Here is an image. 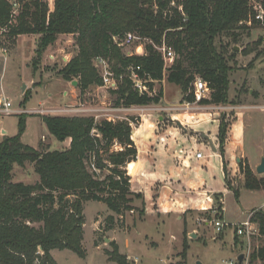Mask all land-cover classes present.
<instances>
[{
	"label": "trees",
	"instance_id": "obj_1",
	"mask_svg": "<svg viewBox=\"0 0 264 264\" xmlns=\"http://www.w3.org/2000/svg\"><path fill=\"white\" fill-rule=\"evenodd\" d=\"M17 1L20 7L14 15L12 0H0V30L12 43L20 36H39L34 70L59 36L73 35L77 54L59 74L68 82L77 79L81 93L102 85L94 65L98 57L110 59L117 75L133 64L162 83L165 63L155 46L165 43L176 54L174 63L166 69V82L180 88L182 103H193L194 83L201 77L212 90L210 99L201 102L204 106L231 104V63L238 52L234 47L230 49V44H238L241 30L250 28L247 22L257 24L252 2H260L264 9V0H54L53 11L47 0ZM127 33L151 42L146 55L127 57L122 53L113 37ZM224 38L232 42L225 43ZM113 92L118 95L117 104L124 105L159 104L164 96L162 87L154 97L140 96L129 79ZM27 116L20 115L16 136H5L0 142V264H58L51 254L57 250L85 257L86 203H104L122 217L124 212L133 210L134 197L142 198L131 191V178L126 171L127 165H135L132 162L138 155L132 129L127 122H97L91 116L44 115L49 133L60 142L70 140V146L42 152L22 141ZM228 127L224 114L219 127V152L229 190L238 197L239 191L230 184L225 158ZM114 146H119V150ZM26 163L34 164L39 182L14 183V166L23 167ZM129 170L133 173L135 169ZM105 171L109 175H104ZM240 173L243 188L264 190V178L258 177L248 163H240ZM215 202V208L205 215L210 220L223 221V195L216 194ZM252 212L249 222L258 226L259 236L264 238V210ZM107 221L112 225L114 215ZM236 234L235 240L239 237ZM110 245V260L131 264L128 256L119 252L116 242ZM183 247L186 258V239ZM257 261L264 264V247H255L251 252L250 264Z\"/></svg>",
	"mask_w": 264,
	"mask_h": 264
},
{
	"label": "rangeland",
	"instance_id": "obj_2",
	"mask_svg": "<svg viewBox=\"0 0 264 264\" xmlns=\"http://www.w3.org/2000/svg\"><path fill=\"white\" fill-rule=\"evenodd\" d=\"M47 2L50 10L53 11L54 0H47ZM252 4L254 5V9L258 8V11L255 9L257 16L260 13L259 7H263L260 2L253 1ZM19 7L16 8L15 15ZM255 20L257 21L256 17ZM248 23H246L250 27L248 30L239 31L241 34L237 45L234 46L230 38L223 39L225 43H231L230 49L238 47L235 61L231 63L233 71L230 74L229 101L232 106L245 104L246 102H240L239 98L242 96L243 99L244 95L247 96L244 99L250 98L249 93L252 89L255 91L256 97L264 95V43L262 41L264 37V23L258 21L257 24ZM128 34L139 37L136 34L127 33L124 37H120L119 41L122 42ZM139 38L141 40L136 39L128 46H120L114 43L122 49V53L127 57L134 55L144 56L138 55L137 51L143 46L146 55L147 51L145 48L151 42L148 39ZM38 40L39 36L25 35L18 37L15 43H12L6 38L4 32L0 30V86H2L0 98L9 99L13 110L11 115L0 116V142L3 140L2 134L4 132L9 137L16 136L18 134L20 115H29L26 119V130L22 136V141L35 149H40L42 152L61 151L69 148L70 140L60 142L55 139L43 122L42 117L44 115L64 117L94 116L95 120L96 118L98 119L96 120L97 122H101L105 118L96 117L100 113L80 114L76 112V115L74 113L67 114L57 111L66 110L69 107L72 109L80 107L100 111L136 106L124 105L123 103L117 104L118 95L113 92L117 91L120 84L127 78L118 83L117 89L108 86L104 87L102 81L101 86H93L84 93H81L78 88L77 79L68 82L60 76L59 71L70 62L78 51L73 35L59 36L57 41L38 60L39 63L34 70L33 61L36 57ZM260 52L261 54L257 56ZM96 59L94 60V65L97 67ZM108 60L109 64L113 65V62L110 59ZM99 69L97 67L100 75ZM123 73L122 75H124ZM115 75L117 78L121 76L116 73ZM164 81L166 82V71L164 73ZM74 82H76V85L73 84ZM163 82L154 84L156 92L161 87L164 91L165 96L163 98L165 97V100L163 104L166 106L173 104L181 105L182 102H178L182 98L180 88L167 82L163 84ZM74 89L78 90V96L75 98H72V96L65 98L63 96L65 91L73 93ZM26 96L29 98L25 102ZM250 100L251 102L247 104L255 102L253 99ZM261 101L263 100H258L257 103L260 104ZM161 102L156 105L160 106ZM210 107L218 109L214 105H210ZM124 111H109V113L113 115L116 120L115 123L127 122L130 125L133 140L134 132L140 127L142 119H139L138 123L134 122L136 114ZM224 111L228 110L225 109ZM247 112H251L255 117L264 120V113H261L259 109L248 110ZM223 115V113L220 115V121ZM226 115L229 129L234 124L235 118L230 112ZM262 124V122L258 123V129L250 132V140L246 143V149L251 158H255L253 159L255 161L260 160L261 163L264 158V156L261 157L264 149V131H261ZM114 149L119 150V146H114ZM226 162L229 181H231L230 184L234 190L239 191V195L236 197L233 190H230L229 194L224 195V219L222 222L227 225V228H224L221 232L217 231L214 224L215 220H210L205 215L206 211H185L181 220L176 216L163 218L156 212L154 216L149 217L143 212L141 200L134 197L132 200L133 210L126 211L122 217H119L112 213L104 203L88 202L84 210L86 219L83 240V247L86 252L85 257H80L69 250H57L52 254L54 260L58 264H117L115 261L110 260L108 256V252L113 251V247L110 244L114 241L117 243L121 254L131 256L133 260H131V264H135L137 259L140 260V264H165L164 262L166 261L169 264H186L187 257L183 258L182 255L183 244L186 239L189 244L187 264H220L223 261H236L239 258L240 251L243 252L241 255H244V258L246 256V264H250L249 254H251L253 249L258 246L264 247V238L259 236L258 226L248 221L254 214L251 211L252 209L264 210V191L256 193L243 188L240 179L241 174H238V169L235 166L231 168L227 159ZM132 166L130 165L129 168L132 169ZM129 168L127 169L126 167V171L131 178ZM199 172L203 178L209 180V183L216 184L215 187L222 190V192L229 189L224 168L223 171L216 167L203 168ZM104 175H109L108 171H105ZM260 177L264 178V174L260 175ZM13 182L27 185L39 182V176L35 172L34 164L26 163L23 167L15 165L13 169ZM213 213L212 215H214ZM110 215H114L115 217L112 225L107 221ZM246 221L249 222L253 229V233L249 239V252H246L245 247L248 238L244 235L236 237V242L240 244V247L234 244V225L241 224L239 226H242L243 222ZM35 226L38 227L39 225ZM110 226L112 228H109ZM185 232H187L186 236ZM191 233L194 234L191 235ZM220 233L222 234L220 235ZM194 235L195 237H193ZM127 241L129 248L126 247ZM254 264L262 263L257 261Z\"/></svg>",
	"mask_w": 264,
	"mask_h": 264
},
{
	"label": "crops",
	"instance_id": "obj_3",
	"mask_svg": "<svg viewBox=\"0 0 264 264\" xmlns=\"http://www.w3.org/2000/svg\"><path fill=\"white\" fill-rule=\"evenodd\" d=\"M165 83L164 81L163 84ZM0 89L2 90V86H0ZM77 91L76 89L73 90V93L65 91L63 96L65 98H70V96L75 98L78 96ZM256 96L255 91L252 89L249 93L250 98L244 99L247 97L245 95L243 99L242 96L239 98L240 102H246L245 104L236 106L230 104L225 107L216 106L218 109L210 106L205 108L193 105L188 111H174L164 114L150 112L144 116L140 127L133 135L138 155L136 161L132 162L135 164L134 172L129 171L131 191L141 195L140 200L143 211L147 216H154L156 212L163 218L176 216L181 220L185 211L188 210L206 212L213 210L216 204L215 195L222 194L224 198V195L229 194V189L222 192V190L215 187L216 184L209 183V180L203 178L199 172L203 168L211 167L223 171L218 138L220 115L222 113L227 114L230 112L235 118L234 124L228 129L224 145L225 156L230 167L235 166L239 174L240 163L244 161L260 177L256 170L261 161L253 160L255 158H251L246 149V143L250 140V132L258 129V123H263L261 131H264V120L255 117L251 112H247L248 110L259 109L261 113H264V110H262L264 108V103H262L264 102V95ZM250 99L255 100V102L247 104L251 102ZM164 100L165 97L161 102V107L166 106L163 104ZM258 100L263 101L258 104ZM178 102H182V98ZM225 109L228 111H224ZM5 136H7L6 132L2 134V138ZM198 153H202L201 159L196 157ZM263 156L264 149L261 157ZM240 179L243 180L242 175ZM262 191L264 190L253 192ZM246 222H243V224ZM235 232L234 228V234ZM193 234L191 233V235ZM248 243L245 245L246 250L248 249ZM234 244L240 247L236 240ZM126 247L129 248L128 241ZM241 253L243 252L240 251L239 256ZM126 255L132 262L131 256ZM187 261L188 256L186 264ZM164 263L169 264L167 261ZM135 264H140V260L137 259Z\"/></svg>",
	"mask_w": 264,
	"mask_h": 264
},
{
	"label": "built area",
	"instance_id": "obj_4",
	"mask_svg": "<svg viewBox=\"0 0 264 264\" xmlns=\"http://www.w3.org/2000/svg\"><path fill=\"white\" fill-rule=\"evenodd\" d=\"M12 3H13V14L15 15L16 8L19 7V3L17 0H12ZM259 8H260V11H259L260 13L256 16V19L257 21L264 23V9L261 7ZM255 9L256 11H258V8H255ZM250 23L251 22H249L248 24ZM119 38L120 37H113V40L116 44L120 46H124V45L128 46L132 44L136 39H140L139 37L132 35V34H128L122 42L119 41L120 40ZM262 41L264 43V37ZM155 48L163 57V60L165 62V67H164V72H165L166 69L173 64L176 54L171 48L167 47L165 43H163L161 46H158V47L155 46ZM137 54L145 55V50L143 46H141L138 49ZM96 62H97V67L100 68L99 69L100 75L102 77L104 87L108 86L110 88L117 89L118 83L124 78H127L132 82L133 90L136 93H138V95L140 96L146 95L148 97H154L156 95L157 93L156 90L154 88L151 89L150 84L151 83L157 84L158 82L154 81L151 78V76L142 69L141 66L129 65L128 67L124 69V73H123L124 75L121 74V76L117 78L113 71V67H111L113 65L109 64L110 62L108 59L103 58V57H98L96 59ZM193 93L195 97V100L193 103L185 102L184 104H181V105H173V106H167V107H161L159 105H156L155 103H152L149 105H136V106L126 107V108L124 107L120 109H110V110H100V111H98L97 109H83L80 107L78 109H72L69 107V109L66 108V110H58L57 112L67 113V114L74 113L76 115H77L76 112H79L80 114L96 112V113H100V115H97L96 117L98 118L103 117L108 122H115L116 120L114 119L113 115L109 113V111H120V110L124 111L125 110L124 112L136 114V116L134 115L136 117L134 119V122L138 123L139 119L143 120L144 116L150 112L160 114V113L174 112V111H188L192 108L193 105L205 107L204 105L201 104V102L205 99H210L212 90L209 88L207 82H205L201 78H197L194 83ZM12 113H13L12 104L9 101V99L0 98V116H8V115H11ZM96 120L98 119L96 118ZM202 156H203L202 153H198L196 155L198 159H201ZM214 224L218 232H221L227 226L223 224L222 221H215ZM234 228H236V233L238 236L244 235L246 238H248V242H249L250 235L253 233V229L251 225L249 224V222H247L246 224H243L242 226L234 225ZM249 251L250 249L248 247L246 252H249ZM249 257H250V254H249ZM245 259H246V256H245ZM238 263L239 262L237 259L236 261H223L220 264H238ZM245 264H246V260H245Z\"/></svg>",
	"mask_w": 264,
	"mask_h": 264
},
{
	"label": "water",
	"instance_id": "obj_5",
	"mask_svg": "<svg viewBox=\"0 0 264 264\" xmlns=\"http://www.w3.org/2000/svg\"><path fill=\"white\" fill-rule=\"evenodd\" d=\"M235 49L238 50V47H235ZM73 84L76 85V82H74ZM256 171H257V174H259V175H263L264 174V158L262 160V163L257 167ZM243 260H244V255H240L239 258H238L239 264H242Z\"/></svg>",
	"mask_w": 264,
	"mask_h": 264
},
{
	"label": "bare ground",
	"instance_id": "obj_6",
	"mask_svg": "<svg viewBox=\"0 0 264 264\" xmlns=\"http://www.w3.org/2000/svg\"><path fill=\"white\" fill-rule=\"evenodd\" d=\"M132 167H133V169H135V165H133Z\"/></svg>",
	"mask_w": 264,
	"mask_h": 264
}]
</instances>
